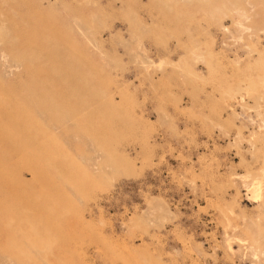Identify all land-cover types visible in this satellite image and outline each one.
Returning <instances> with one entry per match:
<instances>
[{
  "label": "rangeland",
  "instance_id": "374dc122",
  "mask_svg": "<svg viewBox=\"0 0 264 264\" xmlns=\"http://www.w3.org/2000/svg\"><path fill=\"white\" fill-rule=\"evenodd\" d=\"M0 264H264V0H0Z\"/></svg>",
  "mask_w": 264,
  "mask_h": 264
}]
</instances>
